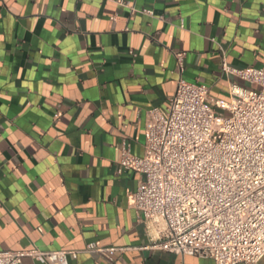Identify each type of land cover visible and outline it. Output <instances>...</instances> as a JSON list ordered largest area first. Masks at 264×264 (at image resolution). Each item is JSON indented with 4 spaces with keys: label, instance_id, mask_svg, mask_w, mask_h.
I'll use <instances>...</instances> for the list:
<instances>
[{
    "label": "crops",
    "instance_id": "1",
    "mask_svg": "<svg viewBox=\"0 0 264 264\" xmlns=\"http://www.w3.org/2000/svg\"><path fill=\"white\" fill-rule=\"evenodd\" d=\"M223 61L264 67V0H0V252L214 264L151 248L157 232L129 198L143 177L115 170L123 141L143 155L146 114L167 108L180 76L214 103L247 86Z\"/></svg>",
    "mask_w": 264,
    "mask_h": 264
},
{
    "label": "built area",
    "instance_id": "2",
    "mask_svg": "<svg viewBox=\"0 0 264 264\" xmlns=\"http://www.w3.org/2000/svg\"><path fill=\"white\" fill-rule=\"evenodd\" d=\"M142 13L153 16V12ZM182 74L183 53L174 54ZM221 69L247 86L229 83L228 101L214 103L208 90L181 76L164 111L146 114L144 152L126 141L115 174L143 177L130 194L133 210L157 232L151 248L214 264L264 260V67ZM213 105L216 107H213ZM114 249L90 243L85 253ZM77 252L2 251L0 264H68Z\"/></svg>",
    "mask_w": 264,
    "mask_h": 264
}]
</instances>
